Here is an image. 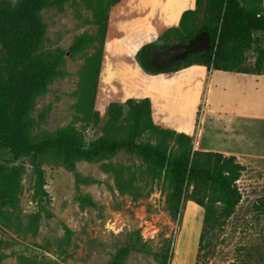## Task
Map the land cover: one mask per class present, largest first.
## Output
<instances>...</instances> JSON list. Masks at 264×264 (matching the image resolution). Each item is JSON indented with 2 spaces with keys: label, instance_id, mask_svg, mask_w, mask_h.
<instances>
[{
  "label": "rangeland",
  "instance_id": "1",
  "mask_svg": "<svg viewBox=\"0 0 264 264\" xmlns=\"http://www.w3.org/2000/svg\"><path fill=\"white\" fill-rule=\"evenodd\" d=\"M17 1L0 0V3L12 5ZM120 2L111 7L90 113L80 104V94L86 76L84 67L94 49L73 54L70 47L81 33H95L96 26L89 21L92 11L83 1L78 5L69 1L63 11L55 7L42 11L47 24L43 47L50 51H64L65 61L61 67L63 74L54 77L47 90L34 99L31 112L33 135L53 133L71 124L82 130L86 142L91 143L104 133L109 120L108 104L111 101L125 102L121 93L125 90L118 88L122 84L127 88L126 81L117 79L118 73L122 75L124 72H114L113 77L109 75L110 69L105 67L103 76L104 63L107 61L112 68L115 61L125 59L127 55L131 59L133 52L135 54L143 44L157 40L163 33L156 39L129 48L128 54H118L120 38L127 37L131 45L141 33L134 24L126 22V3ZM187 4V0H176L173 9L178 12ZM205 17V6L202 5L195 16L196 26H201ZM171 37L175 39L174 34ZM255 37L256 44L248 54L247 64H253L258 51L264 49V33H256ZM192 87L186 86L181 90V95H185L184 100L178 102L181 113L192 103L194 94L192 96L191 92L195 91ZM246 97L248 104L262 108L263 117L264 79L256 93L247 88ZM219 98L214 99L216 107ZM170 100L167 98V103ZM201 100L200 113L205 97ZM96 112L99 114L97 120ZM127 114L124 107L122 117L126 118ZM207 118L211 125L206 130L213 129L212 123L220 119L214 111L208 113ZM246 128L249 132L258 129V144H264V118L250 120L247 117ZM213 132L204 133L203 138L213 143L217 151L238 154L245 170L238 182L242 200L235 212L211 232L210 240L202 250H199V237L204 208L193 201H186L181 215L175 218L166 205L169 192L166 172L151 181L144 161L137 155L120 151L99 161L77 160L76 169L70 170L61 164L55 153L57 159H45L42 164L44 186L39 189L32 157L15 156L9 148L0 146V239L4 241L0 246V253L4 255L1 264H113L117 253L126 248L130 249L119 264H161L156 254L168 249L172 254L169 264L264 262V208L261 206L264 199V158L257 157L260 152L240 143L231 141L225 144ZM141 140L157 142L149 132L144 133ZM195 142L194 139V147ZM109 163L123 168L125 178L131 173L137 174L136 183L143 196L134 198L121 192L115 176L105 169ZM15 172L18 174V187L13 198L4 197L7 180Z\"/></svg>",
  "mask_w": 264,
  "mask_h": 264
},
{
  "label": "trees",
  "instance_id": "2",
  "mask_svg": "<svg viewBox=\"0 0 264 264\" xmlns=\"http://www.w3.org/2000/svg\"><path fill=\"white\" fill-rule=\"evenodd\" d=\"M69 1L72 5L83 1L92 11L89 21L96 26L95 33H81L70 47L73 54L94 49L84 67L86 76L80 94L84 110L87 108L90 113L93 109L94 80L100 73L111 7L121 0H18L12 5L0 3V146L9 148L15 156L32 157L39 189L44 186L42 164L55 153L61 164L70 170L76 169L77 160L99 161L120 151L137 155L144 161L151 181L166 172L169 180L166 205L175 218L181 215L186 201H193L204 208L199 237V250H202L207 246L211 232L235 212L242 200L238 182L245 165L236 155L195 149L193 135L156 124L149 97H129L123 104L111 101L107 107L109 120L104 133L91 143L86 142L82 130L71 124L53 133L33 135L31 112L34 99L47 90L54 77L63 74L61 67L65 61L64 51H50L43 47L47 24L42 11L51 7L63 11ZM202 5L205 6L206 17L201 26H196L195 16ZM205 33L210 36L209 47L190 49L169 64L158 62L163 51L172 46H191ZM256 33H264V0H196V8L185 10L178 26L166 29L157 40L143 44L136 51L135 59L150 75H172L192 65H204L208 70L263 74L264 49L258 51L253 64H247L248 54L256 44ZM171 34L175 35L174 40ZM124 107L128 110L126 118L122 117ZM95 115L97 120L98 112ZM199 115L200 111L198 120ZM146 132L153 134L157 142L142 141ZM105 169L115 176L121 192L134 198L143 196L136 183L137 174L131 173L125 178V170L111 163L105 165ZM18 184L15 172L7 180L3 196L13 198ZM261 206L264 208V199ZM3 242L0 239V246ZM129 249L120 250L113 264H119ZM171 256L170 249L156 254L161 264H169ZM3 257L0 253V264ZM229 264L264 262L234 261Z\"/></svg>",
  "mask_w": 264,
  "mask_h": 264
},
{
  "label": "crops",
  "instance_id": "3",
  "mask_svg": "<svg viewBox=\"0 0 264 264\" xmlns=\"http://www.w3.org/2000/svg\"><path fill=\"white\" fill-rule=\"evenodd\" d=\"M174 1L176 0H122V3H126V22L134 24L141 33L131 45L128 44L127 37L120 38L117 53L128 54L129 48L158 38L166 29L179 25L185 10L196 8V0H187L188 4L177 12L173 9ZM134 55L133 52L131 59L127 55L125 59L115 61L112 68L107 61L104 63L103 76L105 67L110 69L109 75L113 77L114 72H124L122 75L118 73L117 76L118 81L125 80L127 84V88L123 84L118 88L125 90L121 92L125 96L124 100L129 97H149L155 123L193 135L196 141L195 149L217 151L213 143L203 138L204 133L214 131L225 144L231 141L240 143L260 152L257 157L264 158V144H258V129L255 132L251 129L249 132L246 128L247 117L250 120L264 118L262 108L257 104H248L246 97L247 88L253 93L259 91L264 73L208 70L204 65H192L172 75H150L141 69ZM186 86H194L195 91L191 92L192 96L194 94L192 103L181 113L178 102L184 100L185 95H181V90ZM217 96L220 98L216 107L214 99H217ZM203 97L205 105L198 120ZM167 98L171 99L169 103ZM212 111L217 113L220 119L212 123L213 129L206 130L207 126L211 125L207 115ZM236 156L240 158L238 154Z\"/></svg>",
  "mask_w": 264,
  "mask_h": 264
},
{
  "label": "water",
  "instance_id": "4",
  "mask_svg": "<svg viewBox=\"0 0 264 264\" xmlns=\"http://www.w3.org/2000/svg\"><path fill=\"white\" fill-rule=\"evenodd\" d=\"M209 45H210V36L209 34L205 33L201 37L194 40L191 46H172L168 48L167 50L160 53L158 60L163 65L169 64L177 56L189 52L190 49L199 50L204 47H209Z\"/></svg>",
  "mask_w": 264,
  "mask_h": 264
},
{
  "label": "flooded vegetation",
  "instance_id": "5",
  "mask_svg": "<svg viewBox=\"0 0 264 264\" xmlns=\"http://www.w3.org/2000/svg\"><path fill=\"white\" fill-rule=\"evenodd\" d=\"M158 62H159V60H158ZM160 63V62H159ZM161 64V63H160ZM161 65H163V64H161Z\"/></svg>",
  "mask_w": 264,
  "mask_h": 264
},
{
  "label": "bare ground",
  "instance_id": "6",
  "mask_svg": "<svg viewBox=\"0 0 264 264\" xmlns=\"http://www.w3.org/2000/svg\"><path fill=\"white\" fill-rule=\"evenodd\" d=\"M176 15V14H175Z\"/></svg>",
  "mask_w": 264,
  "mask_h": 264
}]
</instances>
